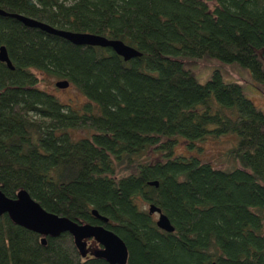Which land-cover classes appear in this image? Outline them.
<instances>
[{"label":"trees","instance_id":"16d2710c","mask_svg":"<svg viewBox=\"0 0 264 264\" xmlns=\"http://www.w3.org/2000/svg\"><path fill=\"white\" fill-rule=\"evenodd\" d=\"M0 10L140 53L123 60L0 15L13 67L0 62L5 196L24 189L48 212L102 224L123 241L125 264H264V113L238 82L215 69L199 80L186 65L236 63L264 85V0H0ZM42 74L85 103H61L39 86ZM225 134L235 164L200 156L197 142ZM144 204L173 230L158 229ZM40 239L1 214L0 264H106L82 257L66 232Z\"/></svg>","mask_w":264,"mask_h":264},{"label":"water","instance_id":"95a60500","mask_svg":"<svg viewBox=\"0 0 264 264\" xmlns=\"http://www.w3.org/2000/svg\"><path fill=\"white\" fill-rule=\"evenodd\" d=\"M0 15L9 16L26 27L37 28L47 34L58 36L74 45L100 46L110 48L116 55L128 60L140 55V53L124 44L122 41L107 38L102 35L88 32H72L65 29L53 27L49 24L16 13H6L0 10ZM0 62H3L8 69H12L11 62L7 57L4 46H0ZM56 87H66L68 82L60 80L54 83ZM149 185L156 186V181L148 182ZM155 212L157 217L155 225L166 232L173 230L168 218L160 209L153 204L148 205V213ZM6 214L9 220L18 226L30 230L41 236L40 242L44 243L45 236H57L60 233H68L81 256H85V240L92 239L101 248L91 253L92 257L102 258L107 264H125L127 251L119 236L113 231L105 228L102 224L80 223L60 216L43 209L38 202L32 199L24 189H19L14 198L5 196L0 191V215ZM91 214L101 223L107 219L99 215L95 210Z\"/></svg>","mask_w":264,"mask_h":264},{"label":"rangeland","instance_id":"374dc122","mask_svg":"<svg viewBox=\"0 0 264 264\" xmlns=\"http://www.w3.org/2000/svg\"><path fill=\"white\" fill-rule=\"evenodd\" d=\"M186 65L199 80L206 79L215 69L220 72L224 81L238 82L245 96L264 113V85L254 82L249 72L238 64L223 63L214 58H203L201 60L188 59ZM40 77L39 86L54 95L61 103L68 104L73 109H79L80 105L85 103V97L74 86L68 84L63 88L56 87L54 83L60 81V78L43 74ZM72 135L78 138L85 136L86 133L83 130L73 131ZM234 142L235 138L232 134H225L216 138L206 137L197 144L201 147V157L209 160L213 165L226 167L235 164V161L226 153ZM175 149L183 151V144H177ZM143 208H147V204H144ZM155 217L156 214L153 215V218Z\"/></svg>","mask_w":264,"mask_h":264},{"label":"flooded vegetation","instance_id":"af4514ba","mask_svg":"<svg viewBox=\"0 0 264 264\" xmlns=\"http://www.w3.org/2000/svg\"><path fill=\"white\" fill-rule=\"evenodd\" d=\"M84 244H85V251H86V254L84 257H92L91 253L95 250L97 251L100 248V246L92 239H86Z\"/></svg>","mask_w":264,"mask_h":264},{"label":"crops","instance_id":"0c3cea01","mask_svg":"<svg viewBox=\"0 0 264 264\" xmlns=\"http://www.w3.org/2000/svg\"><path fill=\"white\" fill-rule=\"evenodd\" d=\"M159 208V207H158ZM160 209V208H159ZM146 210H147V212H148V206H147V208H146ZM161 211V210H160ZM150 214V213H149ZM152 215H154V214H156V217H157V213H155V212H152L151 213ZM156 217L154 218V220L156 219ZM155 224V223H154ZM156 226V225H155ZM157 227V226H156ZM173 227V226H172ZM158 228V227H157ZM159 229V228H158ZM161 230V229H160ZM166 232V231H165ZM100 246V245H99ZM101 248V247H100ZM127 251V250H126ZM82 257H84V256H82ZM126 260H127V256H126ZM106 263V262H105ZM107 264V263H106Z\"/></svg>","mask_w":264,"mask_h":264}]
</instances>
